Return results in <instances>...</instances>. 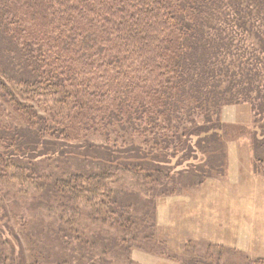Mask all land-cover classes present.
Masks as SVG:
<instances>
[{"label": "trees", "instance_id": "trees-1", "mask_svg": "<svg viewBox=\"0 0 264 264\" xmlns=\"http://www.w3.org/2000/svg\"><path fill=\"white\" fill-rule=\"evenodd\" d=\"M231 2L0 0V34L21 64L19 78L0 71V105L14 114L0 124V172L13 168L10 178L27 182L51 158L107 164L97 174L52 177L51 193L77 207L84 196L103 206L113 170L170 176L178 153L199 155L192 168L173 171L199 174L190 179L199 184L216 161L221 106L247 101L263 112L264 29L237 21L241 36L259 40L243 43L251 49L245 57L234 35L213 24L229 18ZM255 6L264 18V0ZM112 132L137 143L110 144Z\"/></svg>", "mask_w": 264, "mask_h": 264}, {"label": "rangeland", "instance_id": "rangeland-1", "mask_svg": "<svg viewBox=\"0 0 264 264\" xmlns=\"http://www.w3.org/2000/svg\"><path fill=\"white\" fill-rule=\"evenodd\" d=\"M254 4L255 0H232L224 7L229 18L213 22L234 35L245 57L251 52L245 48L247 42L258 44L259 40L241 36L244 31L236 28L237 21L246 27L254 24L261 32L264 29V18L261 14L256 17L258 7ZM239 8L243 17L235 14ZM246 8L254 10L251 16L245 13ZM254 14L257 21L251 19ZM11 48L0 34V71L19 78L21 64ZM260 65L263 67L264 61ZM261 86V114L255 115L247 101L221 106L220 126L213 130L220 142L211 174L200 182H205L204 189L191 183L192 174L194 180L199 174L178 176L173 172L192 168L199 161V155L181 160L179 153L167 156L173 169L170 176L164 175L167 169L161 175L113 170L111 193L102 199L103 206H97L90 196L79 197L78 207L74 206L67 198L51 193L48 184L52 185L53 176L69 172L89 175L107 171V164L88 158H51L33 169L38 172L27 182L11 179L13 168L2 170L0 264H264V82ZM13 117L7 104L0 105L1 125ZM113 139L122 149L137 143L129 134L115 139L112 132L110 144ZM38 177L40 184L35 183ZM207 178L211 183H206ZM176 194L181 201L167 225L166 214L158 215L160 202ZM203 199L208 202L201 204Z\"/></svg>", "mask_w": 264, "mask_h": 264}, {"label": "crops", "instance_id": "crops-1", "mask_svg": "<svg viewBox=\"0 0 264 264\" xmlns=\"http://www.w3.org/2000/svg\"><path fill=\"white\" fill-rule=\"evenodd\" d=\"M209 178V177H208ZM206 179V183H207V181L208 182H210L211 183V181L209 180V179ZM214 181V180H213ZM205 184V182L203 181L202 183H199L198 185L200 186V188H201V186L203 187V189H204V185ZM195 188V187H194ZM194 188H191V189H194ZM199 188V187H198ZM185 189V188H184ZM183 189V190H184ZM182 191V190H181ZM177 195H179V194H176L175 195V197H164L163 199H162V201L160 202V210H159V216L160 217H164V213L166 214V217H167V220H166V224H167V221L169 220V216H171L172 214H174L175 215V213L177 214V207H178V205L177 204H179L180 203V199H179V197H176ZM202 197H205L204 195L203 196H201L199 199H202ZM173 198H176L175 199V201H173L172 199ZM178 198V199H177ZM206 202H208V201H206L205 199H203L202 200V202H201V204H205ZM196 203H198V202H196ZM181 208L183 209V208H186L185 207V205H182L181 204ZM171 209V210H170ZM182 213H185V209H183V212ZM171 214V215H170ZM176 216V215H175ZM167 225H169V224H167Z\"/></svg>", "mask_w": 264, "mask_h": 264}]
</instances>
